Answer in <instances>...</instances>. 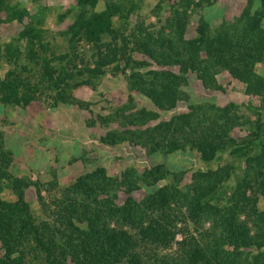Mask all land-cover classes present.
I'll return each instance as SVG.
<instances>
[{"label":"trees","instance_id":"16d2710c","mask_svg":"<svg viewBox=\"0 0 264 264\" xmlns=\"http://www.w3.org/2000/svg\"><path fill=\"white\" fill-rule=\"evenodd\" d=\"M252 2L247 0L236 21H223L213 29L199 16L196 36L192 38L185 37L188 5L185 10L172 7L156 33L138 29L140 32L134 36L135 50L143 51L163 69L131 72L132 88L146 96L155 109L130 114L127 123L142 125L146 119L157 118L159 111L188 101V94L179 89L187 83L188 74L194 73L207 88H218L215 74L219 68H228L249 85L264 87V78L253 70L255 63L264 58V0H259V8L253 13ZM7 4L8 0H0V9ZM95 4L96 0H76V7L71 10L73 21L66 31L71 51L56 58L63 62L58 66L47 57L49 49L38 38L42 30L30 34L34 27L24 25L20 37L29 36L31 46L20 69L37 73L39 79L35 82L9 68L0 75L3 105L27 104L51 88H59L55 98L65 101L62 85L70 86L68 80L82 78L86 72L88 76L82 80L88 82L90 77L99 75L103 61L126 56L125 39L118 45L105 38L116 33L112 16L124 15V11L127 14L129 6L107 4L101 12L87 9ZM80 40L93 50L94 65L90 68V63L84 62L83 69L73 74L67 66H75L78 61L75 44ZM36 44L38 52L32 50ZM17 48L11 42L0 45V58L5 57L7 64L12 65L19 58ZM202 54L204 58L200 57ZM144 65V61L138 63ZM234 106L204 101L187 103L185 112L161 119L149 133L135 134L151 151L171 153L189 145L197 152L204 169L192 175L193 182L185 189V195L168 185L140 200L131 195L141 183L152 185L168 176L162 163L146 169L140 176L125 171L120 182L100 168L88 176L85 188L66 187L47 202L40 198L46 218L37 220L22 199L21 187L27 183L0 170V184L10 186L17 196L15 201L0 199V242L4 250L0 264H66L65 258L74 264H143L138 251L141 243L167 247L179 230L176 224L184 225L188 220L199 234L198 239L191 235L178 242L182 262L173 254L154 252L153 264H264V210H257V196L264 199V96L259 106L250 108L256 115L254 130L240 140L231 135L238 124ZM2 145L0 137V162L5 164L9 159ZM225 153L233 159H242L245 167L241 182L221 205L217 202V186L235 172L236 165L228 162L213 168L209 164ZM120 185L129 194L122 205L115 202ZM248 190L253 193L248 194ZM181 205H185V214ZM246 211L250 213L248 219L241 220ZM202 218L210 222L206 229L201 228Z\"/></svg>","mask_w":264,"mask_h":264},{"label":"rangeland","instance_id":"374dc122","mask_svg":"<svg viewBox=\"0 0 264 264\" xmlns=\"http://www.w3.org/2000/svg\"><path fill=\"white\" fill-rule=\"evenodd\" d=\"M246 3L247 0H96L94 7H87L88 10L101 12L107 4L129 6L127 14L124 11V15L112 16V27L116 33L105 38V41L117 42L118 45L125 39L128 42L126 56L103 61L99 75L90 77L88 82L82 80L88 76L86 72L82 78L76 76L75 80H68L70 86L62 85L65 101L55 98L59 88H51L24 105L5 106L0 102V137L2 149L9 159L8 163L0 162V170L27 183L21 187V193L30 215L37 220L46 218L40 198L47 202L52 195H60V191L66 187L85 188L88 176L97 173L100 168L105 175L120 182L125 171L140 176L146 169L162 163L168 176L152 185L141 183L131 195L140 200L165 185L175 187L185 195V189L193 182L192 175L204 169L197 152L189 145L171 153L151 151L148 144L142 143V138L135 134L143 131L149 133L161 119L185 112L187 103L204 101L222 107L233 103L235 106L232 110L238 117V124L234 125L231 135L240 140L253 131L256 115L251 113L250 108L260 105L264 87L249 85L231 74L228 68H219L215 74L218 88H207L194 73L188 74L187 83L179 87L188 94V101H179L175 107L159 111L157 118L146 119L142 125L127 123L130 114L142 109H155L146 96L132 88L131 72L163 69L143 51L135 50L134 36L140 32L138 29L156 33L169 17L172 7L185 10V5H188L185 37L192 38L196 36L199 16L213 29L223 21H236ZM259 5V0H253L251 13ZM75 7L76 0H8L6 7L0 9V45L11 42L20 53L12 65L7 64L5 57L0 58V75L3 76L11 68L35 82L39 79L37 73L20 69L21 64L27 61L26 53L31 46L29 36L20 37L24 25L34 27L30 34L41 29L38 38L49 49L47 57H51L55 66L63 63L57 59L71 51L70 35L66 31L73 21L71 10ZM38 46L36 44L32 50L38 52ZM75 51H78L79 57L75 66L66 65L73 74L83 69L84 62H89V67H93V50L88 44L83 40L78 41ZM200 57L204 58L203 54ZM140 61H144L145 65L138 66ZM172 69L176 70V67ZM253 70L255 75L264 78V58L255 63ZM127 130L135 131L128 133ZM219 157L209 165L213 168L228 162L236 165L235 172H231L217 186V202L222 205L241 182L240 176L245 166L242 159H233L227 153ZM54 184L57 185L55 188ZM247 193L253 192L248 190ZM116 194L115 202L118 205H122L129 195L123 185L116 189ZM0 199L15 201L17 196L10 186L0 184ZM171 205L174 206L173 203ZM180 210L185 214V205H181ZM257 210H264V199L260 195L257 196ZM249 214L247 211L242 213L240 219H248ZM200 222L202 229L210 226L205 218ZM176 225L179 230L167 247L139 245L143 264H153L154 252L159 255L173 254L182 262L178 256L182 252L178 242L191 235L197 238L199 233L191 220L184 225L181 222ZM200 243L203 245V241ZM226 248L231 249L230 246ZM3 252L0 242V257ZM65 263L74 264L70 258H65Z\"/></svg>","mask_w":264,"mask_h":264}]
</instances>
